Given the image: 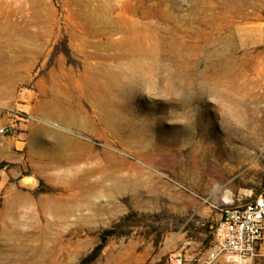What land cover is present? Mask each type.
Instances as JSON below:
<instances>
[{
	"label": "rangeland",
	"instance_id": "obj_1",
	"mask_svg": "<svg viewBox=\"0 0 264 264\" xmlns=\"http://www.w3.org/2000/svg\"><path fill=\"white\" fill-rule=\"evenodd\" d=\"M0 16V264H204L224 210L264 184V0H0Z\"/></svg>",
	"mask_w": 264,
	"mask_h": 264
},
{
	"label": "built area",
	"instance_id": "obj_2",
	"mask_svg": "<svg viewBox=\"0 0 264 264\" xmlns=\"http://www.w3.org/2000/svg\"><path fill=\"white\" fill-rule=\"evenodd\" d=\"M216 240L204 264H264V184L254 199L224 210ZM168 263L187 264L188 259L171 255Z\"/></svg>",
	"mask_w": 264,
	"mask_h": 264
},
{
	"label": "bare ground",
	"instance_id": "obj_3",
	"mask_svg": "<svg viewBox=\"0 0 264 264\" xmlns=\"http://www.w3.org/2000/svg\"><path fill=\"white\" fill-rule=\"evenodd\" d=\"M33 1H36V0H33ZM38 4V3H37ZM38 6V5H37ZM7 7V6H6ZM44 7V6H43ZM42 9V8H41ZM43 11V10H42ZM39 13V11L37 12ZM43 13V12H42ZM85 13V12H84ZM89 13V12H88ZM35 14V13H34ZM86 14V13H85ZM44 15V14H43ZM90 15V14H89ZM86 16V15H85ZM1 17V16H0ZM82 18V17H81ZM92 18V17H91ZM90 18V19H91ZM2 20V19H1ZM84 20V19H83ZM93 20V19H92ZM91 21V20H90ZM106 21V20H105ZM93 23V22H92ZM3 24V23H2ZM1 25V24H0ZM123 27V26H122ZM94 29V28H93ZM121 29V28H120ZM135 30V29H134ZM120 50V49H119ZM117 55V54H116ZM119 56V55H118ZM117 57V56H115ZM138 66V65H137ZM98 67V66H97ZM117 68V67H116ZM64 69V68H63ZM101 72V71H100ZM97 69L95 68H92V67H87L85 69V75H86V80H87V83L92 86L94 89L96 90H100V91H104L105 93H107V87H108V84L106 83H102V81L104 80V82H108L110 80V77H111V74L110 72H106V73H103L101 72L100 73ZM113 74V72H112ZM73 75V74H72ZM126 75V74H125ZM127 78V77H126ZM70 79V78H69ZM108 81H106V80ZM128 79V78H127ZM74 80V79H73ZM56 83V82H55ZM111 84V81L109 82ZM131 83V82H130ZM57 84V83H56ZM75 84V83H74ZM67 86V85H66ZM10 87V86H9ZM61 87V86H60ZM52 89V92L54 93L56 90ZM64 90V89H63ZM68 90V89H67ZM65 90V94L67 96H69L67 93L68 92H71V90ZM8 92V89L6 86H2V84H0V97L4 96L6 93ZM100 93V92H99ZM57 94V93H56ZM62 94V93H61ZM95 96V95H94ZM55 98V97H54ZM101 100V99H100ZM63 104V103H61ZM102 104V103H101ZM59 108L56 106V104H53V103H44L40 106H38V108L36 109L37 110V113L41 114L42 116L44 117H48V118H56L60 121H63V122H68V123H71V124H78L79 122L81 121H85L83 123H86L90 120L87 119V117L83 116L81 117L79 115V112H71L70 108H66L65 112H59L58 110ZM83 119V120H82ZM106 119L105 118V122H106ZM108 121V119H107ZM107 123V122H106ZM39 130H34V134L35 133H38ZM60 135L59 134H56V138H59ZM220 141V140H219ZM216 143V142H215ZM218 144V143H217ZM237 146V145H236ZM238 148V147H237ZM215 151V150H214ZM203 153V154H202ZM215 154V152H214ZM201 158H204V159H207V153L206 151H202V152H199L197 154V157H200ZM50 163L47 164V166H52V164H54L55 162H58L59 160H62L64 159V157H61L59 156L58 154H51L50 157ZM209 161V160H208ZM43 206H46V203L45 201H43ZM7 208V207H6ZM11 208V207H10ZM13 209L14 211H16L18 209V206L13 204ZM15 248V247H14ZM20 254V253H19Z\"/></svg>",
	"mask_w": 264,
	"mask_h": 264
}]
</instances>
